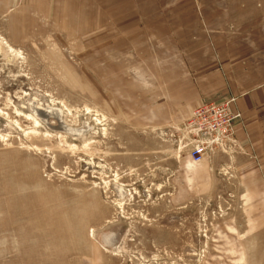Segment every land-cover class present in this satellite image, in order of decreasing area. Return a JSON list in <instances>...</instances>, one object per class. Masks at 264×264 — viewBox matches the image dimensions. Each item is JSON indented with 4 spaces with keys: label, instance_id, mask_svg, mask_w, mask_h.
<instances>
[{
    "label": "rangeland",
    "instance_id": "1",
    "mask_svg": "<svg viewBox=\"0 0 264 264\" xmlns=\"http://www.w3.org/2000/svg\"><path fill=\"white\" fill-rule=\"evenodd\" d=\"M74 12L61 16L77 25ZM9 13L0 15V264H264V157L236 142L234 97L214 100L239 114L231 140L196 163L182 147L186 119L169 107L178 94L157 96L154 58L142 64L118 28L94 29L84 15V31L62 36L47 28L50 14L34 28L33 17Z\"/></svg>",
    "mask_w": 264,
    "mask_h": 264
},
{
    "label": "crops",
    "instance_id": "2",
    "mask_svg": "<svg viewBox=\"0 0 264 264\" xmlns=\"http://www.w3.org/2000/svg\"><path fill=\"white\" fill-rule=\"evenodd\" d=\"M0 5V15L11 12L7 21L28 15L34 28L50 14L47 28L62 36L71 35L72 27L84 31V15H91L92 28H118L130 42L125 49L137 51L142 64L148 55L154 58L157 96L178 94L174 100L169 96V107L179 122L205 102L232 96V109L241 113L236 142L264 157V0H108L102 10L96 0H0ZM69 11L78 22L82 15L80 23L61 16ZM49 37L48 53H55L57 44ZM63 75L71 78L65 70Z\"/></svg>",
    "mask_w": 264,
    "mask_h": 264
},
{
    "label": "built area",
    "instance_id": "3",
    "mask_svg": "<svg viewBox=\"0 0 264 264\" xmlns=\"http://www.w3.org/2000/svg\"><path fill=\"white\" fill-rule=\"evenodd\" d=\"M237 116L239 114L232 113L227 101L219 103L213 100L195 107L182 124L186 139L179 140L190 159L201 162L208 151L228 144L233 133L232 121Z\"/></svg>",
    "mask_w": 264,
    "mask_h": 264
},
{
    "label": "bare ground",
    "instance_id": "4",
    "mask_svg": "<svg viewBox=\"0 0 264 264\" xmlns=\"http://www.w3.org/2000/svg\"><path fill=\"white\" fill-rule=\"evenodd\" d=\"M3 45V44H2ZM6 47H7V49L9 50V51H11V52H13L15 55H17L18 54V52H14V49L12 48V47H10V45H6ZM37 111H39L38 109H37ZM56 112V111H55ZM59 112V111H58ZM45 113V112H44ZM50 113H52V111L51 112H47V116L50 114ZM59 115V114H58ZM30 116V115H29ZM55 117V116H54ZM60 118V117H59ZM56 119H58V118H56ZM63 120V119H62ZM32 121L34 122V124H39V120H38V118H36V117H33V119H32ZM60 122H61V120H60ZM63 122H65V121H63ZM65 124V123H64ZM47 125V124H46ZM61 125V124H60ZM64 126V125H63ZM69 126V125H68ZM67 126V127H68ZM83 127V126H82ZM66 128V127H65ZM87 128V127H86ZM74 131V129L73 128H66L65 129V132L66 131ZM78 130V129H77ZM76 131V130H75ZM78 132V131H77ZM79 132H80V130H79ZM72 135V134H71Z\"/></svg>",
    "mask_w": 264,
    "mask_h": 264
}]
</instances>
